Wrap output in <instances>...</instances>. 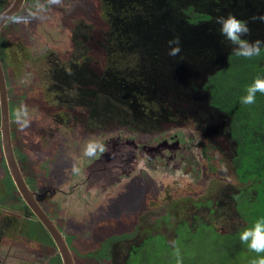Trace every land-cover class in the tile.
Listing matches in <instances>:
<instances>
[{"label":"rangeland","instance_id":"obj_1","mask_svg":"<svg viewBox=\"0 0 264 264\" xmlns=\"http://www.w3.org/2000/svg\"><path fill=\"white\" fill-rule=\"evenodd\" d=\"M13 3L0 0V15ZM96 4L97 0H62L60 4L26 0L0 34L12 143L30 188L39 195L54 190L40 202L63 235L71 238L78 264H90L88 259L95 264H119L114 252L106 259L114 245L126 248L136 243L129 240L141 244L152 236L165 238L172 249L178 247L182 264H251L257 254L241 243L239 233L256 217H264V207L236 201L234 195L249 185L237 182L231 162L235 146L226 143L222 134L223 116L207 112L205 119L196 120L187 107L179 116L167 110L155 117L158 108L152 104V112L143 111L134 130L124 124L92 126L82 109L60 101L66 93L65 79L83 77V58L71 43L73 30L80 24L90 27L89 40L83 45L94 49L105 28L97 24V19L102 23L104 19ZM93 49L89 48L91 53L104 57V52ZM89 71L102 77L96 70ZM21 105L26 113L18 120ZM112 137L120 142L118 160L95 166L105 170L102 175L101 169L97 171L100 187L85 185L94 173L89 169L94 155L86 154L88 146ZM171 137L180 148L157 152L164 160L154 159L155 153L150 156V148ZM126 141L144 148L137 152ZM196 203L205 207L194 209ZM257 209L263 211L255 213ZM192 214L198 216L195 222ZM0 222L6 229L0 237L1 264H63L12 181L1 133ZM161 243L153 249L145 243L144 254L160 253ZM139 263L136 257L135 264Z\"/></svg>","mask_w":264,"mask_h":264},{"label":"trees","instance_id":"obj_2","mask_svg":"<svg viewBox=\"0 0 264 264\" xmlns=\"http://www.w3.org/2000/svg\"><path fill=\"white\" fill-rule=\"evenodd\" d=\"M97 3L104 19V23L97 19V24L105 26L106 33L101 32L93 49L83 45L89 40L91 28L85 24L75 27L72 43L83 58V77L65 79L67 90L72 91L71 99L65 102L82 109L96 123H126L134 130L142 121L143 111L149 108L152 112V104L158 108L155 117L167 110L179 116L187 107L196 120L205 119L207 112L220 114L226 121L222 126L226 143L235 146L231 162L237 182L249 185L234 195L236 201L264 207V94H257L255 104L240 102L246 86L257 75H264V48L250 59L236 56L215 22L217 16L232 13L248 22L250 41H264V23L251 19L264 14V0ZM176 35L181 38L182 50L171 57L168 41ZM89 48L104 52V57L91 53ZM86 68L98 71L102 77ZM90 84L92 89L87 88ZM104 100L112 103L104 104ZM262 211L257 209L255 213ZM146 241L152 249L162 243L160 253L146 255L144 264H177L176 248L172 249L165 238L152 236Z\"/></svg>","mask_w":264,"mask_h":264},{"label":"clouds","instance_id":"obj_3","mask_svg":"<svg viewBox=\"0 0 264 264\" xmlns=\"http://www.w3.org/2000/svg\"><path fill=\"white\" fill-rule=\"evenodd\" d=\"M61 2L62 0H50L52 4H60ZM251 19L264 23V14L254 16ZM215 22L220 26V35L233 46V52L236 56L250 59L260 55L262 48H264V41L259 39L250 41L247 38L251 31L247 21L240 20L236 15L229 13L226 16H217ZM168 46V55L171 57L178 56L182 50L180 36L176 35L170 39ZM258 93L264 94V75H257L252 83L246 86L245 94L240 97V102L244 105L255 104ZM22 112L26 113L24 105H21L17 110L18 120ZM97 147H99V150H103L102 146L90 144L86 150V154L94 155ZM239 239L251 252L257 254V258L253 259L251 264H264V217L258 218L250 226L244 227L239 233ZM175 255L177 257V264H182L178 247L175 250Z\"/></svg>","mask_w":264,"mask_h":264},{"label":"water","instance_id":"obj_4","mask_svg":"<svg viewBox=\"0 0 264 264\" xmlns=\"http://www.w3.org/2000/svg\"><path fill=\"white\" fill-rule=\"evenodd\" d=\"M25 0H14L13 5L5 13L0 16V30L2 27L13 17H15L23 8ZM0 112H1V134H2V144L5 160L9 173L17 187L19 194L24 200L27 207L32 211L35 218L41 223V225L48 231L52 239L54 240L63 264H75L72 252L65 241L63 234L58 229L53 220L47 215L45 210L42 208L38 201V194L31 190L27 184L24 175L21 171V167L17 161L16 154L13 148L12 138H11V128H10V112H9V102H8V88L6 84L5 74L3 67L0 62ZM111 148V151H109ZM118 149H120V144L114 142L101 154L98 155L94 161V167L96 164H103L107 162H115L118 160ZM95 157V156H94ZM97 169V168H95ZM101 175L105 171L104 168L100 167Z\"/></svg>","mask_w":264,"mask_h":264},{"label":"flooded vegetation","instance_id":"obj_5","mask_svg":"<svg viewBox=\"0 0 264 264\" xmlns=\"http://www.w3.org/2000/svg\"><path fill=\"white\" fill-rule=\"evenodd\" d=\"M25 3H26V0H25ZM25 5V4H24ZM24 7V6H23ZM22 10V9H21ZM6 12V11H5ZM4 12V13H5ZM21 12V11H20ZM19 12V13H20ZM18 13V14H19ZM2 15V14H1ZM0 15V16H1ZM13 20V18L12 19H10L3 27H2V29L0 30V34H1V32L3 31V29H4V27L8 24V23H10L11 21ZM74 31V30H73ZM72 38H73V32H72V34H71V43H72ZM72 45H73V43H72ZM73 48H74V51H75V47H74V45H73ZM76 52V51H75ZM2 65V64H1ZM3 67V66H2ZM4 70V69H3ZM4 74H5V72H4ZM5 79H6V77H5ZM67 82H65V89H66V93L65 94H61L62 96H61V98H60V101H65L66 99H71V96H72V91H69V90H67ZM1 111V110H0ZM9 112H10V105H9ZM83 116H86V117H90V115L88 114V115H85L84 113H83ZM101 118H103V117H101ZM104 119V118H103ZM90 122H91V125L92 126H94V125H97V124H99L100 126H107V125H115L114 123H112V122H109V121H107V123L106 122H103L104 120H101L100 122L98 121L97 123H96V121H95V119L93 118V117H90ZM10 122H11V120H10ZM124 125H126V126H129V124H124ZM129 127H131L132 128V126H129ZM0 128H1V123H0ZM10 128H11V126H10ZM118 128V126H115L113 129H117ZM0 133H1V131H0ZM2 135V134H1ZM11 138H12V131H11ZM174 138H170V139H167V140H164L163 142H161L162 144L160 145V146H156V148H150V152H152L151 154H150V156H153V153H155L156 154V158H154V159H162V160H164L165 159V157H163V156H161V154H159V155H157V152L159 153V151L161 150V151H169V150H177L178 148H180V145H178L177 144V142L175 143L174 142V140H173ZM113 141L114 142H118L119 144H120V142H119V140L118 139H114V137H112V138H110V139H107V140H104V141H102V142H100L101 144H99L98 146H102V148H103V150L101 151V150H99V147H97V150H96V152H95V154H94V161H95V159H96V157L98 156V155H101L104 151H105V149H106V147H108V145H110V144H112L113 143ZM126 143H127V145L128 146H130V147H132L134 150H136L137 152L139 151V152H141L142 150H143V146H141V144H139V143H136L135 141H126ZM141 150V151H140ZM149 152V153H150ZM98 154V155H97ZM17 158V157H16ZM93 158V157H92ZM149 158H152V157H149ZM17 161H18V159H17ZM19 163V162H18ZM19 165H20V163H19ZM96 165H98V164H96ZM20 167H21V165H20ZM89 169H90V173L92 172L91 170L92 169H94V173H92V176H90L88 179H87V181H86V183H85V185H87V186H89V187H93V186H96V187H100L99 185H97L98 184V182L99 181H101V179L98 177V175H97V171H99V169H100V167H99V169L98 170H96L95 169V167H94V163H93V165H91V166H89ZM121 170V169H120ZM21 171H22V173H23V175H24V178H25V180H26V182H27V184L29 185V187H30V184H29V182H28V180L26 179V176H25V174H24V171H23V169H22V167H21ZM90 175V174H89ZM96 175V176H95ZM12 181H13V179H12ZM13 183H14V181H13ZM14 185H15V183H14ZM15 187H16V185H15ZM103 188V187H102ZM16 189H17V187H16ZM32 190V189H31ZM32 191H34V190H32ZM35 192V191H34ZM90 192V190L89 189H87L86 190V195L88 194ZM36 193V192H35ZM40 193V192H39ZM39 193H38V195H39ZM47 193H49V194H55L54 193V190L52 191V190H49V191H47V192H43L42 194H40L39 196H38V201H39V203L41 204V202H40V200H41V198H42V196L43 195H46ZM63 195H66V193H64ZM230 197V196H229ZM78 200H81V199H78ZM85 200V199H84ZM84 200H81V201H84ZM201 204H203V203H201ZM201 204L200 203H196L194 206H193V208L194 209H197V208H195V207H199L200 206V208L201 209H203L204 207H205V205H202L201 206ZM42 206V205H41ZM44 210H45V212L47 213V215L53 220V222L56 224V226L58 227V225H57V221H55V218L44 208V207H42ZM193 209V210H194ZM198 210V209H197ZM200 211V210H199ZM217 212V210L215 211V213ZM225 215V214H224ZM226 218H228V217H226ZM198 219V216L196 215V214H192L191 215V220H192V222H195V220H197ZM39 222V221H38ZM199 222V221H198ZM198 222H196V225H195V227H197L198 228ZM41 224V223H40ZM182 225H185L186 226V224H184V223H182ZM192 227H194V226H192ZM44 228V227H43ZM45 229V228H44ZM58 229H59V227H58ZM5 228H4V226L2 225V222H0V237L3 235L4 236V232H5ZM60 230V229H59ZM195 230H196V228H195ZM45 231H46V233H47V236L51 239V241L53 242V244H54V247L56 246V244H55V242H54V240L52 239V237L50 236V234L48 233V231L45 229ZM61 231V230H60ZM62 233V232H61ZM180 233H183L181 230H180ZM63 234V233H62ZM63 237H64V239H65V241L67 242V245H68V247L70 248V250H71V248H72V250H71V252L72 251H74L75 249L73 248V246L71 245V242H70V237H66L65 235H63ZM154 237V236H153ZM156 237V236H155ZM157 238V237H156ZM67 239L69 240V241H67ZM146 240H147V238L144 240H142L143 242H145L146 243ZM129 241H133V242H136V243H132L130 246H128V247H123L122 246V244L121 243H119L117 246L116 245H114V249H113V247H112V249L110 250V252L109 251H107L108 253H110V254H108L106 257V259H109L111 256H112V254H113V252L115 253V255L117 256V260L118 261H121L119 264H135V260H136V257H138V259L140 260V263L139 264H144L145 262H146V259H147V257H146V254H144V253H146V247H142L143 245L145 246V243H141V244H139V242H141V241H137V240H129ZM0 242H1V238H0ZM122 243H123V241H121ZM148 242V241H147ZM97 243H95V245H96ZM122 247H121V246ZM148 247L149 248H151V245H148ZM56 248H57V246H56ZM57 250H58V248H57ZM112 251V252H111ZM136 251H138V254L136 253ZM58 252H59V250H58ZM153 253V252H152ZM148 254H151L150 252L148 253ZM59 255H60V253H59ZM72 255H73V259H74V262H75V264H78V261H76L75 260V256H74V253L72 252ZM61 256V255H60ZM62 259V258H61ZM63 261V260H62ZM88 261L90 262V264H95V261L94 260H89L88 259ZM111 260H109V262H110ZM157 261V260H156ZM1 262H3V259H0V264H1ZM8 262V260H5V263H7Z\"/></svg>","mask_w":264,"mask_h":264}]
</instances>
